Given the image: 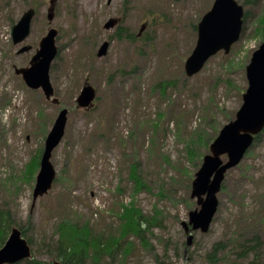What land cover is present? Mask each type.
I'll list each match as a JSON object with an SVG mask.
<instances>
[{
  "label": "rangeland",
  "instance_id": "obj_1",
  "mask_svg": "<svg viewBox=\"0 0 264 264\" xmlns=\"http://www.w3.org/2000/svg\"><path fill=\"white\" fill-rule=\"evenodd\" d=\"M214 1L58 0L50 24L49 0L45 4L0 0V204H5L16 225L25 230L36 261H57L47 246L56 240L54 229L64 212L75 214L70 219L77 222H90L97 231L117 228L115 215L121 205L133 201L131 162L139 163L142 181L150 188L138 194L137 207L149 218L155 211L162 214L160 226L150 235L161 264H250V252L246 258L238 255L255 245L256 235L262 243L259 252L264 253V134L250 150L253 155L247 154L238 167L227 172L208 233L191 230L186 234L182 226L189 222L191 212L201 209L191 194L203 160H189L188 144L190 148L198 133L203 141L206 134L216 138L234 120L248 88L246 65L263 41L264 0H249L253 6L248 7L250 16L237 45L187 77L184 65L198 40L194 25ZM236 1L243 5L247 0ZM35 5L38 14L26 41L33 53L16 57L20 47L12 44V27ZM115 17L122 19L126 29L121 40L104 29ZM144 24L143 39L138 37L142 41H127V36H138ZM50 26L59 33V54L50 70L59 106L48 103L41 91L31 95L14 69L28 66ZM108 41L107 56L98 59L100 47ZM161 81L175 84L167 89L168 100L161 99L160 86L152 91ZM86 82L97 92L95 106L89 111L77 109L76 103ZM17 95L23 99L21 109L6 114V104ZM62 109L69 110V122L65 138L53 153L56 181L49 194L34 203L35 181L26 180L28 175L23 173L44 149ZM161 112L171 119L163 123L165 136L153 144L156 132L147 124L156 121ZM178 120L183 125L180 139ZM207 154L209 149L204 151ZM119 188L124 192L118 193ZM123 264L157 263L137 243L135 254Z\"/></svg>",
  "mask_w": 264,
  "mask_h": 264
},
{
  "label": "water",
  "instance_id": "obj_2",
  "mask_svg": "<svg viewBox=\"0 0 264 264\" xmlns=\"http://www.w3.org/2000/svg\"><path fill=\"white\" fill-rule=\"evenodd\" d=\"M54 0L52 3H54ZM36 12L28 10L20 21L13 27L12 38L14 45L27 40L31 33V25ZM49 19H53L50 15ZM244 25V9L235 0H215L211 10L206 13L198 24V40L196 47L185 64L188 77H192L204 68L206 63L219 52L228 54L232 46L242 35ZM114 27L111 20L106 29ZM58 31L50 29L42 38L36 54L32 57L29 66L16 71L22 76L25 85L34 91L41 90L45 99L54 105L59 101L54 98L55 90L50 79V68L58 55L56 40ZM105 44L98 56L107 53ZM31 47H25L21 53L29 52ZM248 88L243 95V105L236 115L234 122L225 126L219 137L210 146V154L204 158L203 165L192 186V198L198 199L200 211L190 213L189 223H183L186 233L190 226L193 231L201 230L207 233L217 213L219 201L217 195L222 189L226 173L237 167L252 147L255 138L264 131V41L252 55L246 68ZM95 93L91 87H86L79 99L81 108H88L94 101ZM68 123V111L63 110L57 117L55 124L46 139L40 171L36 178L33 201L45 196L53 186L56 178L51 163L52 153L59 146L65 136ZM227 156V162L222 160ZM205 197V198H204ZM192 238H188V246ZM31 258V248L20 231L13 229L9 239L0 250V264H16ZM60 264V263H55Z\"/></svg>",
  "mask_w": 264,
  "mask_h": 264
},
{
  "label": "trees",
  "instance_id": "obj_3",
  "mask_svg": "<svg viewBox=\"0 0 264 264\" xmlns=\"http://www.w3.org/2000/svg\"><path fill=\"white\" fill-rule=\"evenodd\" d=\"M244 7L249 9V6H253L252 1H244ZM250 16L249 11L247 10L245 19ZM262 25L263 31L261 33V38L264 39V14L262 16ZM194 29H197V26L194 25ZM124 33L125 30H121L118 34L120 38ZM259 38V36L257 35ZM134 36H128V40L133 41ZM171 82L161 81L157 86H160L162 96H165L167 93V89L171 86H175L174 83L170 84ZM156 90V88H155ZM169 115L165 113H160L158 115L157 121L153 123H149L151 128L154 129L157 136L160 134L164 135L165 130L162 128L157 129L158 127L163 126V123H166L168 120ZM182 120L178 123V135L177 138L180 139L183 137L182 132ZM218 132V130H215ZM153 135V144L155 140L157 141V136ZM199 136L195 137V141L191 142V146L188 150L187 154L189 160L191 162H196L197 160H203L204 151L208 150L211 143L216 138H207V134L204 136V141ZM255 138V145H257L260 141L261 135ZM133 135V134H132ZM201 138V140H200ZM250 152V151H249ZM250 156L253 155L252 152L248 153ZM42 155V150L32 161V163L26 167L23 176H27L26 180H30L31 182L35 181L36 175L39 169V162ZM248 155V156H249ZM164 160V157H161ZM169 158L165 159L166 162H169ZM129 171V181L134 184V193H133V201L128 205H121V208L118 214L115 217L118 219L119 224L116 226L117 228L109 229L107 233L94 230V226L90 222L80 223L77 222L75 219H70L71 217L75 218V214H68L64 212L62 214L61 221L56 225L54 229V238L48 246V251L52 249L53 253L55 254V258L57 261L61 262L62 264H101L102 262L108 260L111 264L125 263L126 258L133 256L137 249V243L140 247L145 251L147 254L152 255L153 260L157 264H161V259L159 258L158 254L155 253L154 248L151 245L150 235L152 234L153 230L160 226L159 216L162 214L159 211H155V215L151 218L146 217L140 208L136 205V197L142 190L147 189L150 191V188L142 181L140 165L139 163L131 164ZM186 174L191 172L187 169H184ZM192 176V174H191ZM193 178V176H192ZM124 189L119 188L118 193H123ZM4 205L0 204V249L6 243L11 229L16 227L21 230L23 236L26 238L25 230L17 226L16 223L13 221L10 212L4 208ZM260 235L255 236V245L250 246L248 251L244 250L243 253L239 254L238 257L246 258L248 257V253L252 255V260L250 264H264V253H260L259 250L262 249V243L259 239ZM29 244L31 245V241L28 240ZM246 246V245H245ZM241 247L243 248L244 245L242 244ZM211 260L214 259V255L211 254L209 257ZM122 259V260H121ZM26 264H41L40 262L34 259L32 261H26ZM21 264V263H19Z\"/></svg>",
  "mask_w": 264,
  "mask_h": 264
},
{
  "label": "flooded vegetation",
  "instance_id": "obj_4",
  "mask_svg": "<svg viewBox=\"0 0 264 264\" xmlns=\"http://www.w3.org/2000/svg\"><path fill=\"white\" fill-rule=\"evenodd\" d=\"M24 56L23 54L16 53V57H22Z\"/></svg>",
  "mask_w": 264,
  "mask_h": 264
}]
</instances>
